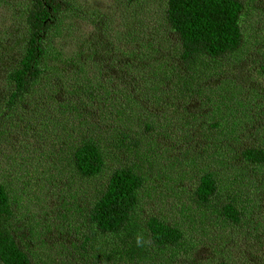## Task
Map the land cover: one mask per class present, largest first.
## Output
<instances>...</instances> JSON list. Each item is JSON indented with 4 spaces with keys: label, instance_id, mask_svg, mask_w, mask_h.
I'll return each instance as SVG.
<instances>
[{
    "label": "rangeland",
    "instance_id": "obj_1",
    "mask_svg": "<svg viewBox=\"0 0 264 264\" xmlns=\"http://www.w3.org/2000/svg\"><path fill=\"white\" fill-rule=\"evenodd\" d=\"M71 1L75 14H82L67 17L54 32L53 62L63 68L64 81L72 78L73 71H79L94 85L105 88V98L93 108L78 103L80 107L73 115H59L54 107V117L36 107L40 96H46V89L24 96L20 106H4L11 91L6 74L17 67L25 51L28 4L27 0H0V182L12 181L18 199L16 221L11 227L18 244L30 253L35 264H123L107 257L109 247L101 237H92L95 239L88 246L89 252L81 249L90 234L84 207L93 201L102 178L110 172L104 168L98 178L82 180L66 169L62 135L71 131V125L83 134L80 120L89 129L106 128L108 123L123 127L124 121L117 122L119 118L144 110L158 120L159 126L146 132L150 137L142 141L156 143L155 158L160 165L155 162L149 168L142 157L132 155L141 172L152 177L149 194L141 197L142 206L148 212L161 213L170 223H182L186 230V244L179 255L159 254L146 264H264V171L253 174L239 155L243 147H264V74L259 66L264 63V0H242L245 12L241 27L247 39L243 51L217 63L205 60V66L198 67L189 95L174 97L164 92L157 99L141 91L156 83L157 91L167 90L168 83L153 79L152 70L162 67L165 72L167 61L173 63L176 68L171 67L169 76L178 82L173 74L178 70L177 59L171 56V38L162 23L166 0L131 4L125 0ZM186 72L180 66L178 73L185 76ZM60 93H67L64 86ZM233 102L238 104L233 106ZM108 103L116 108L108 111L104 108ZM124 104L127 106L120 108ZM231 111L236 122L228 126L229 136L220 135L213 141L220 156L201 158L212 134L204 120L212 113ZM38 112L42 117H53L39 129L33 122ZM194 116L197 118L189 123ZM128 126L134 136L143 133L137 122ZM130 155L122 151V161H131ZM219 158L221 162L216 163ZM202 166L225 170L233 177L242 174L244 168L243 189L249 195L243 196L247 198L246 217L241 225L215 224L210 213L199 218L188 193ZM249 178L257 182L253 184Z\"/></svg>",
    "mask_w": 264,
    "mask_h": 264
},
{
    "label": "trees",
    "instance_id": "obj_2",
    "mask_svg": "<svg viewBox=\"0 0 264 264\" xmlns=\"http://www.w3.org/2000/svg\"><path fill=\"white\" fill-rule=\"evenodd\" d=\"M138 1L125 0L129 4ZM27 4L25 51L19 58L17 67L6 74L5 78L11 91L7 94L4 106L8 109L20 106L24 103V96L36 90L42 93L45 89L46 96H40V105L37 104L36 107L52 116L54 107L59 109V115H73L80 107L77 106L78 103L91 108L99 106L105 98L104 87L94 85L79 71H73L72 78L64 81L66 77L63 68L53 62L56 54L51 37L67 17L81 15L82 11L75 14L76 7L71 0H27ZM244 12L242 0H166L162 23L164 29L169 32L167 37L171 38V41L168 39L171 56L177 59L178 70L174 69L173 74L178 78V82L169 76V70L172 66L176 68L175 65L167 61L165 72L162 67L150 72L156 81L168 83L167 90L160 88V91H157L159 83H156L147 89L141 88L143 95L154 99L164 92L174 97L189 95L193 91L192 83L197 77L198 67H204L205 60L216 62L243 51L247 44L241 27ZM180 66L186 69L185 76L178 73ZM259 66L264 74V63ZM77 68H80L79 65ZM66 83L69 84L68 87L65 86ZM63 86L67 93H60ZM216 103L221 106L220 101ZM237 104L233 102L232 105ZM125 106L127 105L124 104L120 108ZM225 106L223 103V107ZM104 108L110 111L116 106L108 103ZM91 111L87 113L89 119ZM50 118L53 117H42L38 112L33 117V122L39 129L42 124H48ZM196 118L194 116L189 123ZM121 121H124L123 127L108 123L106 128L89 129L84 128L88 124L80 120L83 134L71 125V131L62 135L63 150L66 153L62 161L66 164V169L82 180L98 178L104 168H108L110 172L107 178H102L103 182L93 195V201L84 207L85 222L91 235L85 237L86 241L82 243L81 249L89 252L88 246L90 247V242L95 239L92 237L98 236L103 238L109 247L107 257H115L123 264H146L157 255L167 252H172L171 256L179 255L186 244V230L182 223H170L161 213L144 209L141 197L149 194L152 177L142 173L132 157L133 154L142 157L149 168L153 167L155 162L156 166L160 165L155 158L156 143L142 141V138L150 137V134L145 133L154 131L158 120L151 117L149 112L140 110L136 115L126 113L117 122ZM129 122L141 124L143 133L134 136L128 126ZM235 122L232 111L212 113V116L204 120L203 124L212 134L208 138L211 144L201 158L220 156L213 141L220 135L229 136L228 126L234 125ZM90 124L95 127L93 122L90 121ZM55 125H58V122ZM79 134H82L80 138ZM209 150L212 152L208 153ZM122 151L131 154V161H122ZM239 155L244 164L253 169V174L257 170L263 173L262 145L243 147ZM217 162H221L220 158ZM244 172L242 167V174L233 177L225 170L205 169L204 166L198 168L196 182L188 194L198 208L200 219L210 213L213 215L211 220L223 227H234L244 222L245 204L249 195L243 189L246 185ZM249 180L253 184L257 182L255 178ZM255 188H260L259 181ZM13 191L12 181L0 182V264H35L30 253L18 244L12 234L11 227L13 221H16L15 204L18 202ZM245 195L247 198H243ZM222 262L225 261L215 264H224Z\"/></svg>",
    "mask_w": 264,
    "mask_h": 264
}]
</instances>
